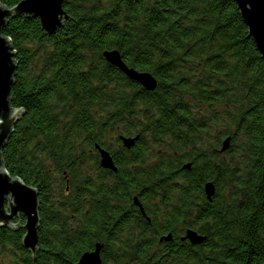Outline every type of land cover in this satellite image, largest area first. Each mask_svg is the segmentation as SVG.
<instances>
[{
  "label": "trees",
  "instance_id": "1",
  "mask_svg": "<svg viewBox=\"0 0 264 264\" xmlns=\"http://www.w3.org/2000/svg\"><path fill=\"white\" fill-rule=\"evenodd\" d=\"M62 2L51 36L24 15L2 30L16 63L10 106L22 115L0 156L36 190L39 227L34 253L21 215L0 228V264H77L96 244L102 264H264V60L235 1ZM107 51L157 88L129 80ZM121 137H139L136 148L112 151L118 170L105 172L96 147ZM161 144L170 151L148 162ZM188 229L205 241H183Z\"/></svg>",
  "mask_w": 264,
  "mask_h": 264
},
{
  "label": "water",
  "instance_id": "2",
  "mask_svg": "<svg viewBox=\"0 0 264 264\" xmlns=\"http://www.w3.org/2000/svg\"><path fill=\"white\" fill-rule=\"evenodd\" d=\"M242 16L243 22L248 28L249 36L254 40L256 48L264 60V0H234ZM62 0H22L13 8L7 9L0 5V151L11 136L14 126L20 120L22 110H14L10 106L11 87L14 84L13 77L16 71L14 53L10 47V40L2 37V30L9 17L32 16L39 19L42 30L48 36L53 35L61 27L66 18ZM103 57L112 66L118 68L129 80L137 83L146 91L152 92L157 86V80L148 72H137L124 64L117 51H107ZM123 146L131 149L139 137L120 138ZM230 138L222 143L220 153L230 148ZM99 153L100 167L104 170L117 172L110 153L100 147H96ZM184 168L189 169L186 165ZM206 199L211 201L216 191L213 183L204 186ZM134 204L145 216L142 205L138 199ZM21 215L25 219L23 229L25 235L22 240L23 247L34 253L38 246L39 204L35 189L24 184L19 178H13L2 166L0 156V228L16 225L12 221ZM172 235L164 236L161 241L169 242ZM183 241L187 240L191 245H199L205 241V237L196 231H185ZM102 244H96L93 251L84 253L77 264H102Z\"/></svg>",
  "mask_w": 264,
  "mask_h": 264
},
{
  "label": "rangeland",
  "instance_id": "3",
  "mask_svg": "<svg viewBox=\"0 0 264 264\" xmlns=\"http://www.w3.org/2000/svg\"><path fill=\"white\" fill-rule=\"evenodd\" d=\"M195 108H198L199 111L203 112V113H206L210 116V112H209V107L208 106H202V105H198L196 104L195 105ZM213 127L215 128L214 132L217 133V131L219 129H222L225 127V123L223 122V120L220 122V123H213L212 124ZM113 140V139H112ZM210 144H215V142L212 140V136H210L206 142H204L202 145H203V148L205 151H209L210 150ZM218 147H220V145L218 144ZM150 150V149H149ZM155 151H157L160 155L162 154V152L165 154L166 152H169L170 149L168 147V145H165V144H161L159 146H153L152 149L150 150V153L148 154L147 156V159H149L148 162H150L151 160L153 159H150V156H153L154 157V153ZM227 156H224L223 159L225 158L226 159ZM87 170L90 171L91 175L95 174V171H94V167L93 165H88L87 166ZM20 216V215H19ZM19 216L16 217L15 219H19Z\"/></svg>",
  "mask_w": 264,
  "mask_h": 264
},
{
  "label": "flooded vegetation",
  "instance_id": "4",
  "mask_svg": "<svg viewBox=\"0 0 264 264\" xmlns=\"http://www.w3.org/2000/svg\"><path fill=\"white\" fill-rule=\"evenodd\" d=\"M122 145H123V144H122V142H121V145H120V144H118L117 146H114V145H113V146H112V149H110V148L107 149V151H108V152L110 153V155L112 156V159H113L114 164H115V157H114V155L111 154V152H112V151L116 152L117 150H121V149L124 147V146H122ZM133 147L136 148V145H134ZM133 147H132V148H133ZM104 149H105V148H104ZM103 171L106 172V171H109V170H104V169H103ZM135 199H136V198H135ZM137 199H138V198H137Z\"/></svg>",
  "mask_w": 264,
  "mask_h": 264
}]
</instances>
